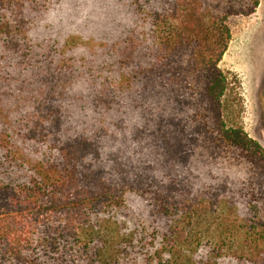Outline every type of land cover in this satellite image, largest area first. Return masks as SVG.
Masks as SVG:
<instances>
[{"label": "trees", "instance_id": "16d2710c", "mask_svg": "<svg viewBox=\"0 0 264 264\" xmlns=\"http://www.w3.org/2000/svg\"><path fill=\"white\" fill-rule=\"evenodd\" d=\"M0 0V264H264V146L225 118L229 20L260 0H130L100 43Z\"/></svg>", "mask_w": 264, "mask_h": 264}, {"label": "rangeland", "instance_id": "374dc122", "mask_svg": "<svg viewBox=\"0 0 264 264\" xmlns=\"http://www.w3.org/2000/svg\"><path fill=\"white\" fill-rule=\"evenodd\" d=\"M130 0H61L35 31L38 37L111 41L132 20ZM232 39L220 63L228 79L227 122L239 123L264 145V0L250 16L229 20Z\"/></svg>", "mask_w": 264, "mask_h": 264}, {"label": "crops", "instance_id": "0c3cea01", "mask_svg": "<svg viewBox=\"0 0 264 264\" xmlns=\"http://www.w3.org/2000/svg\"><path fill=\"white\" fill-rule=\"evenodd\" d=\"M264 146V145H263Z\"/></svg>", "mask_w": 264, "mask_h": 264}]
</instances>
